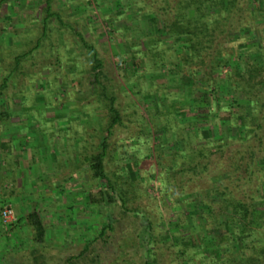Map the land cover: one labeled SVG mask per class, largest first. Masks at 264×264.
Segmentation results:
<instances>
[{
    "label": "trees",
    "instance_id": "obj_1",
    "mask_svg": "<svg viewBox=\"0 0 264 264\" xmlns=\"http://www.w3.org/2000/svg\"><path fill=\"white\" fill-rule=\"evenodd\" d=\"M115 2L112 7L119 16L129 15L141 29L146 25L141 53L152 61L146 78L149 87L155 88V79L161 75L165 79L163 90L169 84L181 88L178 107L166 105L167 111L156 116L164 122V126L160 124L164 134L169 133L158 177L161 194L171 202L173 218L165 221L157 214L155 218L146 207H125L132 195L129 185H124L127 179L116 171L110 176L105 173L106 138L118 124L119 114L114 98L102 93L98 98L105 100L111 122L100 140V152L85 168L90 179L96 181V191H90L86 184L83 187L87 206H95L97 200L106 211L102 222L94 224L93 238L84 240L78 254L60 264H85L88 252L93 257L88 261L94 264H133L136 248L144 252L142 264H264V197L259 194H264V102L257 97L264 94V0ZM45 3L48 9L50 1ZM39 46L36 42L33 49ZM26 56L25 52L18 54L15 65ZM91 60L93 69H98L101 64L96 53L91 54ZM227 67L232 73L224 72ZM16 69L0 78V152L7 151L3 159L11 169L12 143L19 151L33 141L41 150L37 132L27 133L26 140L10 135L14 116L11 107L18 104L17 94L6 91L9 84H15ZM97 75L94 82L98 81ZM182 77L189 79L186 86L180 82ZM20 85L24 87L22 82ZM255 91L258 95L251 98L249 94ZM31 119L32 115L26 117L29 122ZM171 120L181 136L170 133L172 128L165 126ZM34 160L37 163V158ZM5 170L7 177L8 167H0V174ZM117 205L125 215L138 220L139 228L133 235L114 241L112 236L119 223L114 217ZM25 219L27 227L19 231L17 239H29L21 247L29 251L30 264H45L42 252L46 230L36 213H29ZM15 224L8 226L17 228ZM11 245L14 249L15 243ZM165 248L171 252L163 260ZM0 258L1 264H22L24 255L14 251Z\"/></svg>",
    "mask_w": 264,
    "mask_h": 264
},
{
    "label": "rangeland",
    "instance_id": "obj_2",
    "mask_svg": "<svg viewBox=\"0 0 264 264\" xmlns=\"http://www.w3.org/2000/svg\"><path fill=\"white\" fill-rule=\"evenodd\" d=\"M46 1L0 0V78L17 68L15 84H9L6 91L17 94L18 104L11 107L14 116L10 135L26 140L27 133L37 132L41 144L39 150L31 141L19 151L15 144L11 148L9 145L12 169L3 159L7 151L0 152V167L10 170L7 177V170L0 174V208L10 206L18 226L11 228L0 220V257L19 252L24 255L22 264L31 263L29 251L21 247L29 239H17L29 213H36L46 230L42 252L45 264H60L77 255L82 242L96 234L94 224L102 222L106 210L97 200L95 206H87L83 185L96 191V181L90 179L85 168L100 152V140L111 122L105 100L98 98L102 93L114 98L119 114L118 124L106 138L105 173L110 176L116 171L127 179L124 185H129L132 195L125 207H146L155 218L158 215L165 221L173 218L171 202L161 194L158 177L169 133L164 134L160 127L164 122L156 116L167 111L168 105L178 107L181 88L169 84L163 90L165 79L161 75L155 79L156 87H149L146 78L152 61L141 53L146 25L141 29L129 15L119 16L116 0H49L48 9ZM36 42L40 46L33 49ZM24 52L27 56L16 66L15 57ZM92 53H96L101 64L96 70ZM231 69L227 67L224 72L232 73ZM180 82L186 86L189 79L182 77ZM165 94L170 95L165 98ZM256 94L255 91L249 95L252 98ZM243 96L240 93L241 99ZM257 97L264 102V94ZM31 115L29 122L26 117ZM173 122L165 126L172 128L170 133L178 132L179 137L181 131ZM29 139L32 140L31 136ZM41 157L44 160L40 161ZM32 158H37V163ZM78 170L79 174L75 172ZM3 178L7 181H1ZM114 217L119 222L112 236L114 241L133 235L139 228L138 220L125 215L119 205L114 207ZM170 252L164 249L163 260ZM133 254V264H142L143 250L136 248ZM87 255L85 264H94L88 261L93 258L91 252Z\"/></svg>",
    "mask_w": 264,
    "mask_h": 264
},
{
    "label": "built area",
    "instance_id": "obj_3",
    "mask_svg": "<svg viewBox=\"0 0 264 264\" xmlns=\"http://www.w3.org/2000/svg\"><path fill=\"white\" fill-rule=\"evenodd\" d=\"M0 220L3 225H9L15 222L14 214L10 206L7 205L0 210Z\"/></svg>",
    "mask_w": 264,
    "mask_h": 264
},
{
    "label": "crops",
    "instance_id": "obj_4",
    "mask_svg": "<svg viewBox=\"0 0 264 264\" xmlns=\"http://www.w3.org/2000/svg\"><path fill=\"white\" fill-rule=\"evenodd\" d=\"M74 159H76V158L74 157ZM69 172H71V171H69Z\"/></svg>",
    "mask_w": 264,
    "mask_h": 264
}]
</instances>
